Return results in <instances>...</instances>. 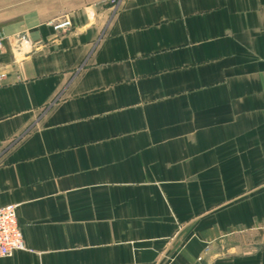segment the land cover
Listing matches in <instances>:
<instances>
[{"label": "crops", "instance_id": "crops-1", "mask_svg": "<svg viewBox=\"0 0 264 264\" xmlns=\"http://www.w3.org/2000/svg\"><path fill=\"white\" fill-rule=\"evenodd\" d=\"M0 43V264H264V0H0Z\"/></svg>", "mask_w": 264, "mask_h": 264}, {"label": "built area", "instance_id": "built-area-1", "mask_svg": "<svg viewBox=\"0 0 264 264\" xmlns=\"http://www.w3.org/2000/svg\"><path fill=\"white\" fill-rule=\"evenodd\" d=\"M54 32L62 33L70 28L69 20L49 22ZM2 45L0 43V49ZM21 231L17 223L16 205L0 207V258L12 256L17 251H25Z\"/></svg>", "mask_w": 264, "mask_h": 264}, {"label": "rangeland", "instance_id": "rangeland-1", "mask_svg": "<svg viewBox=\"0 0 264 264\" xmlns=\"http://www.w3.org/2000/svg\"><path fill=\"white\" fill-rule=\"evenodd\" d=\"M120 0H113V5L117 4ZM61 20H65V19H61ZM57 21H60V20H51L50 22H57ZM54 32V31H53ZM54 34L57 36V32H54Z\"/></svg>", "mask_w": 264, "mask_h": 264}]
</instances>
